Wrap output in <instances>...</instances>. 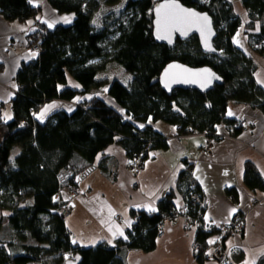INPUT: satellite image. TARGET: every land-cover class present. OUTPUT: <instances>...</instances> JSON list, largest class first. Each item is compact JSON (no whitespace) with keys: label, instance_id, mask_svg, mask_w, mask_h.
Instances as JSON below:
<instances>
[{"label":"trees","instance_id":"1","mask_svg":"<svg viewBox=\"0 0 264 264\" xmlns=\"http://www.w3.org/2000/svg\"><path fill=\"white\" fill-rule=\"evenodd\" d=\"M46 1L58 14H72V23L50 29L39 21L41 8L32 7L28 0H0L4 20L35 21L37 30L29 42L39 47L35 58L16 75L12 118L0 119V233L4 234V228L10 233L6 241L0 237V264H66L74 256L76 264H127L129 251L148 253L156 248L162 223L177 215L173 194L159 200L155 212L132 210L133 224L126 239L113 246L84 247L73 241L60 215L68 205L58 198L60 191L71 184L78 189L74 181L88 175L97 155L114 143L125 151L129 163L138 161L137 168L129 166L136 173L150 151L168 148L167 137L154 126L157 122L175 127L178 136L202 134L211 142L221 138L216 133L220 124L232 135L239 134L238 121L226 118L230 102L264 112V90L254 79L256 64L232 41L240 19L228 0H178L212 17L213 45L218 51L214 56L205 55L194 36L177 40L172 47L155 41L152 10L159 0ZM241 2L248 11L250 29L262 22L259 33H249V38L264 57V48L258 47L264 41V0ZM101 3L114 8L100 20ZM172 62L209 67L222 83L204 93L166 92L159 76ZM109 63L129 75L127 86L118 79L99 83L97 75ZM101 86H106L104 98L91 94ZM78 96L71 112L57 111L43 122L35 118L45 102L72 101ZM99 168L105 172L103 162ZM179 182L186 189L189 226L203 224L204 212L188 205L189 180ZM243 182L250 190L264 192V179L249 162ZM212 233L197 226L198 262L204 261ZM257 264H264V259Z\"/></svg>","mask_w":264,"mask_h":264},{"label":"crops","instance_id":"2","mask_svg":"<svg viewBox=\"0 0 264 264\" xmlns=\"http://www.w3.org/2000/svg\"><path fill=\"white\" fill-rule=\"evenodd\" d=\"M228 1L240 19V27L232 41L256 64L254 79L264 90V57L252 47L249 38V33H259L262 22H255L250 29L248 11L241 0ZM28 2L34 8H41L39 21L50 29L68 26L73 21L72 14L56 13L46 0ZM101 6L114 8L103 3ZM36 30L34 20L8 22L0 15V119L4 121L12 118L16 75L23 64L36 56L29 42L30 35ZM80 98L45 102L35 118L43 122L57 111L71 112ZM41 113L45 114L41 116ZM226 118L236 122L243 120L248 129L234 136L220 124L216 133L221 138L211 142L202 134L178 136L175 127L161 125L168 148L150 151L136 173L129 168L126 153L118 144L114 143L98 154L94 169L78 180L80 195L73 197L67 187L58 196L70 207V213L64 219L73 241L84 247L113 246L116 241L126 239V232L133 224L132 210L153 208L155 210L150 212H155L157 202L173 194L176 219L162 223V235L157 238L153 251H129L127 264H217L212 260L198 262L195 258L196 227L186 225L183 216L186 189L178 185L180 180L188 179L189 187L195 184L196 192L208 200L204 221L221 226L231 224L235 218L238 220L241 234L232 233L224 241L228 263L257 264L264 259V192L250 190L243 182L247 162L253 164L264 179V112L230 102ZM101 162L105 172L99 168ZM231 193L236 197L233 198ZM76 261L74 256L68 258L66 264H76Z\"/></svg>","mask_w":264,"mask_h":264},{"label":"water","instance_id":"3","mask_svg":"<svg viewBox=\"0 0 264 264\" xmlns=\"http://www.w3.org/2000/svg\"><path fill=\"white\" fill-rule=\"evenodd\" d=\"M162 4L179 5L180 9H183L186 12H193L196 16L190 17V23L181 25L180 30L165 32L161 29L160 34L166 35L167 38L158 39L157 21L159 17L157 14V8H159ZM164 11L165 10H161V14H163ZM152 16V35L156 42L172 47L177 40L185 41L194 36L197 38L201 51L205 55L214 56L218 54V51L213 45L216 38V31L213 26L212 17L208 13L186 7L178 0H159L153 6ZM200 17H207V20L199 19ZM169 40H171V42H169ZM205 43H207L208 47L205 46ZM159 83L162 89L166 92H170L173 89H192L204 93L214 84H221L222 79L209 67L190 68L179 62H172L166 65L161 72L159 76Z\"/></svg>","mask_w":264,"mask_h":264},{"label":"built area","instance_id":"4","mask_svg":"<svg viewBox=\"0 0 264 264\" xmlns=\"http://www.w3.org/2000/svg\"><path fill=\"white\" fill-rule=\"evenodd\" d=\"M258 47L264 48V41L260 42L258 44ZM30 49L34 52L39 51L38 45H33L30 47ZM237 126L242 128L243 131H246L248 128L245 125V121L240 120L237 122ZM130 168H137L139 166V163L137 160L132 161L129 163ZM74 183L78 185V180H75ZM196 186L190 185L189 187V198H188V205L192 206H198L199 209L203 212L206 211L208 207V200L206 197L200 196L196 192ZM69 193L73 197H77L80 195V191L73 187L72 184L68 186ZM70 213V207H64L62 210H60V215L64 218ZM183 216L186 219V225H189V217H187V206H185L183 210ZM176 217L174 218V220ZM236 219V221H235ZM234 221L229 225H215L212 222H206L203 221L201 224L200 222L195 224V227L197 229V226L202 227V229L207 233H212L215 231V233H212V235L209 238V248L207 249L206 253H204L203 260H212L215 261L217 264H229V256L226 253L224 249V241L228 237V235L232 233L241 234V227L238 224L237 218H235ZM162 235V231L160 229V232L158 233V237ZM196 258V257H195Z\"/></svg>","mask_w":264,"mask_h":264},{"label":"snow or ice","instance_id":"5","mask_svg":"<svg viewBox=\"0 0 264 264\" xmlns=\"http://www.w3.org/2000/svg\"><path fill=\"white\" fill-rule=\"evenodd\" d=\"M161 10H165L163 14H161ZM157 14H158V39H165L167 38L166 35H161L160 30L163 29L165 32L171 31V30H180V26L183 24L190 23V17H195L196 14L193 12H186L183 9L179 8V5L176 4H162L159 8H157ZM199 19L207 20V17H200ZM65 22H68L67 18H65ZM49 27H52L51 24H49ZM171 42V40H169ZM205 46L208 47L207 43H205ZM211 50V49H209ZM210 75V74H209ZM167 86V85H165ZM47 112V109H45V113ZM45 113H41V116H43ZM231 114V113H230ZM39 118V117H38ZM149 211H154L155 209L149 208Z\"/></svg>","mask_w":264,"mask_h":264},{"label":"rangeland","instance_id":"6","mask_svg":"<svg viewBox=\"0 0 264 264\" xmlns=\"http://www.w3.org/2000/svg\"><path fill=\"white\" fill-rule=\"evenodd\" d=\"M119 10H115V12H118ZM109 9L107 8H102L100 11V20L101 18H107L108 14H109ZM99 17V16H98ZM33 46V45H32ZM97 78L100 80L99 83H103V82H110L114 79H118L123 85H128L129 81H130V77L129 75H126L123 71V69H121L117 64L115 63H109L106 65L105 69L103 71H101L98 75ZM104 87V86H103ZM100 87V88H95L91 94L93 95H97L101 98L105 97V87ZM103 88V89H102ZM161 125H164V123L162 122H157L155 123V126L158 130L163 131V129L161 128ZM17 153V148L15 147L12 151V157ZM78 197V196H77ZM67 207V206H66ZM6 229V228H4ZM4 234L0 233V237H5L3 240L6 241L9 238V231H3Z\"/></svg>","mask_w":264,"mask_h":264}]
</instances>
